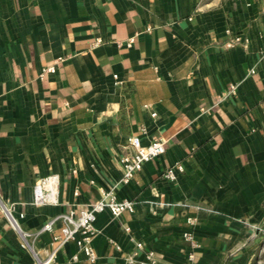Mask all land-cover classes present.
<instances>
[{"label":"crops","instance_id":"0c3cea01","mask_svg":"<svg viewBox=\"0 0 264 264\" xmlns=\"http://www.w3.org/2000/svg\"><path fill=\"white\" fill-rule=\"evenodd\" d=\"M263 48L264 0H0V264H264ZM131 136L165 153L124 183ZM102 189L136 205L97 215L90 262L54 237Z\"/></svg>","mask_w":264,"mask_h":264},{"label":"built area","instance_id":"2783aa9c","mask_svg":"<svg viewBox=\"0 0 264 264\" xmlns=\"http://www.w3.org/2000/svg\"><path fill=\"white\" fill-rule=\"evenodd\" d=\"M102 40H98L100 43ZM242 40L240 37H235L233 42L228 43L229 47L240 43ZM134 39L128 40L127 45L131 46ZM260 60L264 63V48L260 53ZM55 66L49 67L46 71H55ZM251 73L256 72V68L250 70ZM148 106V105H147ZM153 116L156 112L152 113ZM165 153V140L163 138H155L149 144H143L140 137L131 136L129 138V148L126 154L121 158L124 174L122 181L129 183L136 173L143 168L146 162L154 160L155 158ZM184 165L177 163L170 167L164 174V177L170 181H175L178 178V172H184ZM59 189H60V176L59 174L53 173L47 175L36 182L35 185V197L34 203L37 205L45 204H57L59 202ZM78 195V191L75 192ZM136 202L130 199H120L114 189H102L101 197L90 204L86 209H83L77 215L74 210H70L67 213L62 214L59 218L63 221L61 227V234L54 237L55 240L64 243L66 241L73 240L76 242L79 253L83 254L84 257L90 262H96L99 256L94 248L93 239L96 235L95 221L97 215L105 210H109L114 217H120L125 211L134 212ZM8 216L12 226L16 229H20L17 219L7 209H3ZM53 222L51 221L44 226L46 230L53 229ZM189 223L192 220L189 219ZM126 231H130L129 227L125 228ZM184 239L190 244L192 248L197 247L199 244L195 240L193 231L187 230L183 233ZM137 248H143L142 242H136ZM117 249L120 250V246L116 244ZM55 257L52 253L48 259L40 260L37 264H50ZM74 260L80 258L79 254L74 255ZM195 259L194 251L189 253L188 260L193 262ZM122 264H157L156 256L153 251L147 253L145 260L141 261L136 258L135 253L128 254L125 256Z\"/></svg>","mask_w":264,"mask_h":264}]
</instances>
